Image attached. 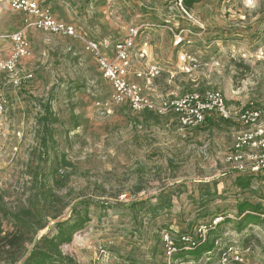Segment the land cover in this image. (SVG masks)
Wrapping results in <instances>:
<instances>
[{"label": "rangeland", "instance_id": "374dc122", "mask_svg": "<svg viewBox=\"0 0 264 264\" xmlns=\"http://www.w3.org/2000/svg\"><path fill=\"white\" fill-rule=\"evenodd\" d=\"M48 5L59 19L110 44L124 37L129 24L162 25L166 11L163 0H48ZM188 13L194 23L184 24L192 34L183 50L195 66L185 75L163 74L150 85L144 80L146 92L171 97L215 90L232 108L264 109V0H199ZM22 23L23 15L0 3V34L19 31ZM24 35L27 55L14 74L1 77V236L12 230L10 213L28 208L40 187L51 190L54 210L65 206L59 219L69 216L73 204L91 203L90 221L61 246L78 264H264V216L241 231L236 227L238 200L264 206V173L239 190L236 177L251 173H237L225 161L239 126L216 121L181 130L174 116L112 104L110 86L80 42L34 29ZM11 52V43L0 41V60ZM44 115L51 121L46 146ZM215 216L229 222L221 221L212 235L214 251L170 260L163 232L174 239L193 234Z\"/></svg>", "mask_w": 264, "mask_h": 264}, {"label": "built area", "instance_id": "2783aa9c", "mask_svg": "<svg viewBox=\"0 0 264 264\" xmlns=\"http://www.w3.org/2000/svg\"><path fill=\"white\" fill-rule=\"evenodd\" d=\"M170 1V0H168ZM182 0L170 1L168 9L178 10L183 16L191 18L188 11L182 6ZM11 12L23 15V23L19 31L11 34H0V41H9L12 52L7 59L0 60V128L4 114L2 99L3 75L14 74L18 62L27 55L28 42L25 38L26 29H34L43 33L62 36L80 42L84 51L94 59L102 79L111 88L110 102L115 105H125L134 113L151 112L157 116L173 115L181 130L195 129L201 126L206 118L216 116L223 121L239 126L236 132L232 149L226 158V163L232 166L237 173L250 172L251 174L264 173V109L254 107L232 108L228 106L224 96L215 90L202 92H187L173 97H152L146 91V85L130 80L131 61L135 43L140 35V27L128 29L125 38L116 43L106 40L97 41L79 32L74 25L58 20L52 10L43 4V0H0ZM182 42V37L174 36V44ZM142 52L139 56H142ZM182 66L179 70L188 72L194 59L186 53L179 55ZM154 70L147 71L146 84L156 76ZM30 79L32 76H26ZM135 77L142 78V73ZM14 86L19 81L12 79ZM220 218H214L212 226L218 224ZM208 229L207 223H201L195 228V236L202 237ZM180 240L192 245V236L183 235ZM162 243L167 254L175 249L171 236L162 234Z\"/></svg>", "mask_w": 264, "mask_h": 264}, {"label": "trees", "instance_id": "16d2710c", "mask_svg": "<svg viewBox=\"0 0 264 264\" xmlns=\"http://www.w3.org/2000/svg\"><path fill=\"white\" fill-rule=\"evenodd\" d=\"M170 1L177 2L178 0ZM198 2L199 0L181 1L182 6L188 12H190L193 6ZM49 108V105L43 106V110L46 114L51 113ZM142 113H147L148 116L155 115L151 112ZM216 121L229 123L216 116H211L206 118L202 125L206 123L213 124V122ZM42 122L43 130L46 131V133H44L41 139L43 146H46L48 141L47 137L50 136L49 130H47V124L51 121L44 115ZM257 174L247 173L236 177V187L239 190L248 189L251 185L253 176ZM40 175L42 177V173ZM47 180L46 176L45 181ZM38 189V193L33 196L32 204L28 208L10 213L13 226L12 230L6 232L2 236L0 235V263L15 264L21 261L20 264H78L73 261L70 256L62 253L61 246L69 244L72 241L73 235L80 231L90 221L89 214L91 203L89 201H81L73 204L69 216L65 219H59L65 206L60 210H54L53 200L55 198L51 195V190L49 188L41 189L40 187H38ZM40 201H42L41 204ZM233 210L236 217L239 219L236 224L238 231L243 230L248 225L260 223L262 221L261 217L264 216V206L258 202L247 199L238 200ZM213 213L212 215H217L220 212L216 211ZM221 214L224 215V213ZM204 217H206V215L203 216V218ZM48 218L54 221L51 226H48ZM214 218H220L216 226H212ZM214 218L207 223V232L202 237L195 236V229L193 234L181 233L175 239L171 236L175 250L170 254V260L185 259V257L198 258L214 251L215 238L214 236L212 237V235L215 233L217 227H219L221 221L224 220L229 222L226 217L215 216ZM46 228L47 231L37 238V234ZM183 235L192 236L193 244H184L180 240V237ZM27 244H31L32 246L29 251H27L26 248Z\"/></svg>", "mask_w": 264, "mask_h": 264}, {"label": "crops", "instance_id": "0c3cea01", "mask_svg": "<svg viewBox=\"0 0 264 264\" xmlns=\"http://www.w3.org/2000/svg\"><path fill=\"white\" fill-rule=\"evenodd\" d=\"M166 2L164 6L166 11H163L161 14V21L162 25L153 24L152 22L142 23L140 27V35L136 40L135 48L133 50V58L131 61V72H130V80L133 82H137L141 85H144V80H147V71L154 70L157 74L151 80L155 81L159 76L163 74H170L172 77L173 75L180 73V74H187L190 73L193 69L194 63L192 67L189 69L188 72H182L179 70V67L182 66V63L179 62V55L181 53L188 54L191 58L192 55L185 52L183 50V46L185 44V37L188 33L192 34V31L187 28L186 23H194L192 17L188 19L187 17L183 16L178 10H174L172 12L168 9L170 5V1L163 0ZM43 4L50 8L48 5V0H43ZM53 12V11H52ZM54 14V12H53ZM58 20L65 22L59 19L56 15H54ZM67 24H72L75 26L76 29H79L81 33L86 34L88 37V32L81 30L76 24L73 22H65ZM189 23L187 25H189ZM136 26L133 24H129L124 28V37L120 40H114L113 44L123 40L127 34L129 28ZM179 35L182 37V42L178 45L174 44V36ZM91 38V37H90ZM165 40V41H164ZM142 52V56H139V53ZM194 59V58H193ZM195 62V59H194ZM142 73V78L135 77L136 73ZM150 85V82L149 84ZM149 89V88H148ZM151 92L153 93V84L151 85ZM184 93H181L182 95ZM152 97H169V96H162V95H155L150 94ZM173 95V93H170ZM173 97V96H171Z\"/></svg>", "mask_w": 264, "mask_h": 264}]
</instances>
